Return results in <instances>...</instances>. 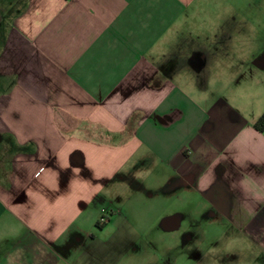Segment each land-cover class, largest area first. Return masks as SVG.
<instances>
[{
  "label": "crops",
  "instance_id": "1",
  "mask_svg": "<svg viewBox=\"0 0 264 264\" xmlns=\"http://www.w3.org/2000/svg\"><path fill=\"white\" fill-rule=\"evenodd\" d=\"M2 3L0 264H264V0ZM158 181L186 260L109 210Z\"/></svg>",
  "mask_w": 264,
  "mask_h": 264
},
{
  "label": "rangeland",
  "instance_id": "2",
  "mask_svg": "<svg viewBox=\"0 0 264 264\" xmlns=\"http://www.w3.org/2000/svg\"><path fill=\"white\" fill-rule=\"evenodd\" d=\"M11 5L9 4H0V11H7L9 9ZM2 15L7 14V12L5 13H1ZM9 16V15H8ZM9 18V17H8ZM2 21V20H1ZM8 22V20H6ZM6 27L5 22H3V27ZM4 31H6L4 29ZM4 40V36H0V40ZM150 185V184H149ZM148 188L147 190H142V194L143 196L141 197H136L135 196V192H136V188L133 189L131 187V190L128 192V196L130 197V202L129 205L127 206V209L124 208V212L122 211L123 215L121 214V212H119L117 210L116 206H113L112 208L109 207L110 212L113 211L114 214L116 215L114 217V221H117L118 225H122V222H126L125 219H128L129 217V221L131 222H140L141 225H144V228L142 229L143 232H145L146 236H151L154 237L155 239H161L164 237H170L171 240H177L178 243V247L180 246V242H182V240L184 239V236H186V238H188L190 235L187 232H191L192 230L197 233L198 231L200 232L199 228H191L188 226V224L184 221L183 225L178 228V229H174V230H166V228L164 227L165 221L168 220V216H171V214L175 213L176 211H178L179 215L184 216V205L185 202L187 201L186 199H182L179 197V199L177 200V202H174L175 204H173V198H171V200H169L168 197H164V195H162V193H158V190L160 189V181L155 182V184L153 183L151 187L148 186V182L146 185ZM152 191H155V195L151 196ZM137 193V192H136ZM172 201V202H171ZM172 204V209L170 210V205ZM122 207V206H121ZM120 207V208H121ZM111 208V209H110ZM119 209V208H118ZM164 209H166V212H164ZM120 210V209H119ZM183 211V212H182ZM159 216H162L161 220L159 219L158 223L153 224V222L157 219ZM152 222V224H151ZM151 225H153V227H151ZM96 226V225H95ZM90 229V228H87ZM93 232L96 231L94 228ZM90 229V231L92 230ZM114 228L112 229H108L104 232H99L96 231V235L97 238H100L99 240H104L106 238H110V236H112L114 234ZM202 230V229H201ZM209 234H213L215 229H207ZM203 232V231H202ZM193 235V234H191ZM207 235V234H206ZM205 235V236H206ZM190 238V237H189ZM192 247L194 249H197V247L200 250H207L210 253H213L214 250H217L215 247V244H213L212 242H210L209 244H195L192 245ZM180 252H178V254H175V256H181L183 257V260H186L188 257L187 256H183L181 254V248L179 247ZM189 253V252H188ZM95 256V258H94ZM92 257H90V254L87 252L86 254H84L82 256V264H101L100 263V255H94ZM115 259V257H114ZM113 259V260H114ZM103 260H104V256H103ZM108 261H111V258H107ZM115 264V263H112ZM122 264V263H121Z\"/></svg>",
  "mask_w": 264,
  "mask_h": 264
},
{
  "label": "trees",
  "instance_id": "3",
  "mask_svg": "<svg viewBox=\"0 0 264 264\" xmlns=\"http://www.w3.org/2000/svg\"><path fill=\"white\" fill-rule=\"evenodd\" d=\"M254 127L258 132L264 133V114L255 122ZM99 225L100 224L98 223V226Z\"/></svg>",
  "mask_w": 264,
  "mask_h": 264
},
{
  "label": "flooded vegetation",
  "instance_id": "4",
  "mask_svg": "<svg viewBox=\"0 0 264 264\" xmlns=\"http://www.w3.org/2000/svg\"><path fill=\"white\" fill-rule=\"evenodd\" d=\"M2 12L0 11V26L2 25V21H1V18H2V14H1ZM9 15V14H8ZM103 219H104V221H99L100 223L99 224H101V225H105L107 222H108V216H103Z\"/></svg>",
  "mask_w": 264,
  "mask_h": 264
},
{
  "label": "built area",
  "instance_id": "5",
  "mask_svg": "<svg viewBox=\"0 0 264 264\" xmlns=\"http://www.w3.org/2000/svg\"><path fill=\"white\" fill-rule=\"evenodd\" d=\"M101 221H104V219L102 218Z\"/></svg>",
  "mask_w": 264,
  "mask_h": 264
}]
</instances>
